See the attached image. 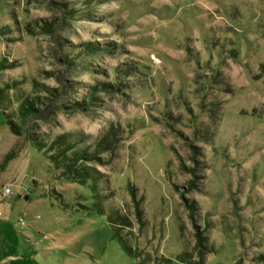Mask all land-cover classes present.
<instances>
[{"label": "rangeland", "instance_id": "obj_1", "mask_svg": "<svg viewBox=\"0 0 264 264\" xmlns=\"http://www.w3.org/2000/svg\"><path fill=\"white\" fill-rule=\"evenodd\" d=\"M0 61V260L264 264V0H0Z\"/></svg>", "mask_w": 264, "mask_h": 264}, {"label": "trees", "instance_id": "obj_2", "mask_svg": "<svg viewBox=\"0 0 264 264\" xmlns=\"http://www.w3.org/2000/svg\"><path fill=\"white\" fill-rule=\"evenodd\" d=\"M3 65H4L3 62L0 61V69H1V66H3ZM106 86H108V85H106ZM5 90H6V89H4V88H0V98L2 97V95H3V93H4ZM0 103L3 105V108L6 109V107L4 106V102H2V100L0 101ZM31 108H32V105H31L30 102H29V103L25 104V106L23 107L24 110H22V111H24V113H25L26 111H29ZM4 114H5V116H6V120H7V123H8V125H9V128H10L14 133L18 134L19 130L17 129V126H16V124L14 123V121H13L12 119H10L8 112H6V111L4 110ZM85 156H86V155H83V156L81 157V155H80L79 157H78V156L75 157V158H74V162L78 163L79 161H83V159L85 158ZM80 157H81V158H80ZM89 157H90V156H89ZM3 165H4V164H3ZM3 165H2V166H3ZM71 165H72V164H71ZM82 173L84 174V176H87V172H86V170L83 169V168H82ZM85 179H86V178H85ZM85 179H83V180H81V181H79V182L82 183V184H84V185H88V184H87V181H86ZM90 187H91V190H92V193H93V196H94L95 200H97V201H96V205H97L98 210H99L100 212H103L102 207H101L100 203L98 202V199H99V195H98V194H99V193L97 192V190H96L94 184H93V185H90ZM109 220H110V224H111V226H112V228H113V230H114V234H115L116 237H118V239H119V241H120L122 247L125 248L128 252H130V247H129V245L126 244V241L123 239V237L120 236V234H119V232H118V227H119V226H117V224H115L110 218H109ZM138 264H141V263H138Z\"/></svg>", "mask_w": 264, "mask_h": 264}, {"label": "crops", "instance_id": "obj_3", "mask_svg": "<svg viewBox=\"0 0 264 264\" xmlns=\"http://www.w3.org/2000/svg\"><path fill=\"white\" fill-rule=\"evenodd\" d=\"M6 185L9 186V184H6ZM2 196H8V195H4L3 194ZM26 198H28V195H26ZM1 216H2V214L0 215V226L8 227V225H10L9 215H7L6 218H1ZM6 231L4 232L5 234L7 233ZM21 240H22V236L18 235L17 242H18L19 245H16V247L20 246ZM27 241H29V240H27ZM22 251H23V249L17 248L14 254H10V255H8L6 257H3L0 260V264H14L13 262H15L16 264H31L29 261L28 262L26 261L28 256L22 257V253H21ZM37 252L38 251L36 250L34 255H30V259L31 260H32L33 256L35 257L37 255Z\"/></svg>", "mask_w": 264, "mask_h": 264}, {"label": "built area", "instance_id": "obj_4", "mask_svg": "<svg viewBox=\"0 0 264 264\" xmlns=\"http://www.w3.org/2000/svg\"><path fill=\"white\" fill-rule=\"evenodd\" d=\"M4 195H10L12 194V190L9 186L7 187H4V192H3Z\"/></svg>", "mask_w": 264, "mask_h": 264}]
</instances>
